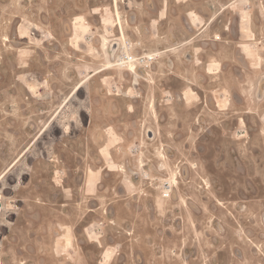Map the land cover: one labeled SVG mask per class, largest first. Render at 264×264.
<instances>
[{
    "label": "rangeland",
    "instance_id": "obj_1",
    "mask_svg": "<svg viewBox=\"0 0 264 264\" xmlns=\"http://www.w3.org/2000/svg\"><path fill=\"white\" fill-rule=\"evenodd\" d=\"M232 1L0 0V264H264V0Z\"/></svg>",
    "mask_w": 264,
    "mask_h": 264
},
{
    "label": "built area",
    "instance_id": "obj_2",
    "mask_svg": "<svg viewBox=\"0 0 264 264\" xmlns=\"http://www.w3.org/2000/svg\"><path fill=\"white\" fill-rule=\"evenodd\" d=\"M114 56H115L114 57L115 63L117 64L130 65L131 63H134L135 66L137 65L141 66L145 62L151 61L156 58V55L154 56V54L153 55H146V54L134 55L133 53H131L129 43L126 41L119 43L118 50L116 51ZM133 149L136 152L138 147L135 146ZM140 163L141 162L139 159V164ZM145 175H147L146 172H144V176ZM163 190L165 194H167L170 191V184L168 182H164Z\"/></svg>",
    "mask_w": 264,
    "mask_h": 264
},
{
    "label": "water",
    "instance_id": "obj_3",
    "mask_svg": "<svg viewBox=\"0 0 264 264\" xmlns=\"http://www.w3.org/2000/svg\"><path fill=\"white\" fill-rule=\"evenodd\" d=\"M117 45H118L117 42H113V43L111 44V54H112V55L114 54V52H115V50H116V48H117ZM147 134H148V136H149L150 138H152V137H154L155 132H154L152 129L148 128V129H147ZM0 208H1V202H0Z\"/></svg>",
    "mask_w": 264,
    "mask_h": 264
},
{
    "label": "bare ground",
    "instance_id": "obj_4",
    "mask_svg": "<svg viewBox=\"0 0 264 264\" xmlns=\"http://www.w3.org/2000/svg\"><path fill=\"white\" fill-rule=\"evenodd\" d=\"M113 2H114V4H115V6H117V3H118V0H113ZM116 15H117V18H118V24H119V26H120V21H121V19H122V16H121V12L118 10V9H116ZM122 28H121V26L119 27V32L120 33H122ZM6 39V38H5ZM135 71V70H134ZM3 210V207L0 209V212Z\"/></svg>",
    "mask_w": 264,
    "mask_h": 264
},
{
    "label": "flooded vegetation",
    "instance_id": "obj_5",
    "mask_svg": "<svg viewBox=\"0 0 264 264\" xmlns=\"http://www.w3.org/2000/svg\"><path fill=\"white\" fill-rule=\"evenodd\" d=\"M235 1H236V0H233L231 3H234ZM245 4H246V8H247L248 10H250V8H251L250 2H246ZM207 24H208V23H207ZM207 26H208V25H206L205 28H207ZM185 55H186L187 58H190V57H191V55H190L189 53H187V54H185ZM154 135H156V133H155Z\"/></svg>",
    "mask_w": 264,
    "mask_h": 264
}]
</instances>
